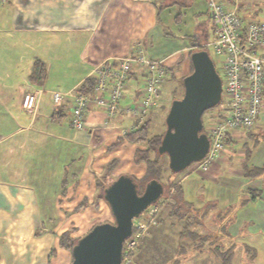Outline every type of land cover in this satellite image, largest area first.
Wrapping results in <instances>:
<instances>
[{
	"label": "crops",
	"instance_id": "0c3cea01",
	"mask_svg": "<svg viewBox=\"0 0 264 264\" xmlns=\"http://www.w3.org/2000/svg\"><path fill=\"white\" fill-rule=\"evenodd\" d=\"M222 1H237L239 11L253 6L252 13L264 7V0ZM162 8L166 13L173 8L174 15L179 9L174 0H7L0 5V264H69L71 253L58 246V234L74 227L77 236L83 226L112 221L107 202L95 199L97 179L107 165L116 161L111 180L122 174L143 176L145 164L134 161L143 142L123 138L141 122L123 112L106 118L92 107L85 114L86 129L75 130L69 124L70 98L55 106L48 90L74 92L100 61L138 53L163 57L169 66L180 54L179 69L186 74L188 41L166 29L174 16L168 13L164 26ZM35 59L45 65L42 85L28 79ZM145 74V68L133 66L121 105L141 96ZM38 89L45 91L32 114L21 101L25 92ZM250 130L264 131V103ZM229 136L216 162L202 171L187 167L175 181L196 207L212 201L221 210L240 203L226 229L236 241L255 247L257 258L264 244V141L253 144L242 129H232ZM244 143L250 148L246 161ZM243 164L258 171L247 177ZM36 229L45 231L35 235Z\"/></svg>",
	"mask_w": 264,
	"mask_h": 264
},
{
	"label": "built area",
	"instance_id": "2783aa9c",
	"mask_svg": "<svg viewBox=\"0 0 264 264\" xmlns=\"http://www.w3.org/2000/svg\"><path fill=\"white\" fill-rule=\"evenodd\" d=\"M7 0H0V5ZM207 17L212 28V40L204 45L213 53L215 67L220 69L222 79V105L207 114L202 132L209 138L206 155L191 163V171H202L211 166L224 146L225 132L234 128H251L262 116L264 103V23L243 21L238 3L232 5L222 0H206ZM206 46V48H207ZM165 58H151L142 53L134 56L105 59L95 65V79L88 93L77 91L48 90L52 103L59 106L70 98L69 124L75 130L86 129L85 114L97 107L109 118L117 112L142 122L158 101ZM133 66L145 68L143 91L140 97L125 106L120 101L125 95L126 80ZM44 89L27 91L22 97V108L34 114ZM137 127L132 124L127 132ZM153 207V208H151ZM149 208H151L149 210ZM156 204L150 205L132 220V233L125 239L122 251L134 249L148 226L146 219L155 215ZM151 212V213H149ZM153 212V213H152ZM146 214V219L143 216ZM123 259V258H122Z\"/></svg>",
	"mask_w": 264,
	"mask_h": 264
},
{
	"label": "water",
	"instance_id": "95a60500",
	"mask_svg": "<svg viewBox=\"0 0 264 264\" xmlns=\"http://www.w3.org/2000/svg\"><path fill=\"white\" fill-rule=\"evenodd\" d=\"M189 60L192 70L183 78L181 97L170 102L158 148L173 172L185 170L206 155L209 138L202 132V115L219 103L222 95V79L207 49L192 50ZM161 193L162 186L155 180L146 183L141 193L130 175L111 181L104 189V200L113 220L96 223L83 233L71 249L69 264H121L133 218L154 204Z\"/></svg>",
	"mask_w": 264,
	"mask_h": 264
},
{
	"label": "trees",
	"instance_id": "16d2710c",
	"mask_svg": "<svg viewBox=\"0 0 264 264\" xmlns=\"http://www.w3.org/2000/svg\"><path fill=\"white\" fill-rule=\"evenodd\" d=\"M191 0H174L177 4L178 8L186 7ZM180 18V11L174 16V21L177 22ZM197 31V30H196ZM195 31V32H196ZM198 39H194L192 36L188 37V41H193L192 44L197 45L195 49H206L204 45L206 39L202 40L203 33L198 32ZM172 35V33H169ZM191 52V51H190ZM189 52V54H190ZM178 63V62H177ZM180 64V62H179ZM175 65V67H179L180 65ZM163 77L161 79V86L163 81L168 76L173 77V72L175 70L174 67L169 65L163 66ZM192 70L191 63L190 68L186 74H188ZM217 70V68H216ZM218 72V70H217ZM219 73V72H218ZM184 74L179 78V85L181 86V90L183 93V78L186 75ZM45 65L40 59H35L31 66V71L28 75V79L32 84L42 85L45 80ZM95 83L94 77L88 76L77 86L76 90L80 93H88L92 90ZM175 98V97H174ZM172 98V99H174ZM152 109L149 110L148 116L151 114ZM151 116V115H150ZM202 121L205 119L202 118ZM151 120L150 118H144L141 124L134 130L124 133L123 138L128 141H142L144 143L143 148L136 149L134 153V161L136 163H144L145 164V172L142 177L135 178L133 180L137 184L138 192L141 193L144 189L146 183L150 180H155L160 183L162 186V193L160 198H164L168 195L170 189L171 199L173 203H170V210L168 215L174 217L177 221H182V225L178 232V237L180 239L186 238L191 241V248L185 249L180 246L174 256L168 259L166 262L168 264H182L183 260L192 258L195 254H203L208 253L210 258L212 259L209 264H234V259L238 255L237 264H256L255 258L257 251L255 247L247 244L246 242L236 241L234 235L228 231L227 226L229 223V218L231 216L232 211H234L236 206H239L240 203L228 206L216 212L215 214V223L213 226H209L206 224L205 219L210 214V211L216 207V204L212 201H205L201 207H196L193 203L187 201L184 198L182 187L179 183H176L175 179H173V174H178L179 172H173L169 168V173L167 175V182H162V173H163V163L162 156L163 153L159 152V145L164 133V130L161 132L150 133ZM165 125V122H164ZM234 129H242L245 130L248 134V137H253V144H256L260 140L264 141V131H260L258 133H252L250 128H234ZM232 129H228L225 132L224 145L231 141L229 133ZM120 141H115L114 145ZM245 148V161L248 159L250 154V148L247 146V143L243 144ZM116 161H111L101 178L97 179V193L95 199H104V189L107 185L113 181L110 179V171L112 167L115 165ZM245 169V175L247 177L253 176L254 171H258L256 167L249 169L245 164H243ZM252 171V172H250ZM156 201L154 204H157ZM244 202H242L243 204ZM76 229L74 227H70L61 233L58 234V246L60 248L66 249L71 253V249L74 243L80 236H73L72 233ZM45 230L36 229L34 234L38 235ZM145 237H140L137 241V244L134 246L133 250L127 252V256L130 257L134 254L135 250L138 249L140 245H146ZM145 243V244H144ZM240 250L241 253H238ZM55 253V249L50 250V256ZM126 255L125 251H122V260L121 264H130L124 260V256ZM151 264V263H150ZM166 264V263H165Z\"/></svg>",
	"mask_w": 264,
	"mask_h": 264
},
{
	"label": "rangeland",
	"instance_id": "374dc122",
	"mask_svg": "<svg viewBox=\"0 0 264 264\" xmlns=\"http://www.w3.org/2000/svg\"><path fill=\"white\" fill-rule=\"evenodd\" d=\"M249 1V0H246ZM262 5V4H260ZM253 7V6H252ZM252 7L250 6V9L245 8L240 9L239 14L244 16L246 19H252L256 21H260L264 23V7H261L259 11L256 13H252ZM164 8L161 9V12L159 14V18L164 24V21L166 17L168 18V13H174L176 12L173 8L169 9L167 13L163 11ZM206 0H191V4L189 7L181 10L177 9V11H180V18L177 22L173 21L172 25H168L166 23V29L170 30L178 39L184 38L188 41L189 36H193L194 32L198 30L199 32L203 33V38L202 40L206 39L205 42L211 41L212 40V28L210 26V22L208 21L206 12ZM175 11V12H174ZM177 12V13H178ZM250 12V14H249ZM198 23H204L205 26L201 27L200 24L197 26ZM207 23V25H206ZM165 26V24H164ZM174 26V27H173ZM193 41H188L187 44L189 45L187 56H189V52L192 51L196 46H192ZM196 44V42H194ZM207 46V45H206ZM207 51L209 52V55L213 57V53L210 49L209 46H207ZM180 54H178V57L176 58H171L173 61L172 64L170 65L171 67H174L175 70L173 72V77H170L167 75L165 80L163 81V84L161 86V91L160 95L157 101V104L152 108L151 111V116L146 115L145 118H150L151 123H150V128L149 132L150 133H155V132H161L165 129L164 125V118L167 113V110L169 108L170 102L172 101V98H179L182 95V90L181 86L179 85V78L183 76V73L180 71V67H175V65H178L179 62L181 65V60ZM214 58V57H213ZM168 61V60H167ZM170 61V60H169ZM170 61V62H171ZM178 62V63H177ZM62 65H59V69ZM14 66H23V65H14ZM66 66V65H64ZM71 69L75 70L73 66H70ZM219 74H221L220 69H218V66H216ZM60 70L58 71V73ZM179 83V84H178ZM223 103V100L219 101L214 107H211L203 112L202 118L206 119L207 114L210 112H213L214 110L218 109ZM204 122V121H203ZM245 131V130H244ZM238 135H240L238 133ZM144 145V143H143ZM216 162V161H215ZM162 163H163V173H162V182L166 183L167 182V175L170 172L169 167H168V159L167 156L164 154L162 156ZM217 165V163H215ZM239 169V168H238ZM182 173V174H181ZM184 174V172H179V174H173V179L181 178V176ZM172 192V188L170 189L169 193L167 196L164 198H159L156 204V210L155 215L152 216L151 219H146V214L143 216V220L146 219L147 223L149 221H152L148 223V226L145 230V233H143V237H145V242L148 238V241L146 245H140L138 249L135 250L134 254L130 257L127 256V262L130 264H168L169 262H166L168 259H170L174 254L176 253V250L180 246L184 247L185 249H190L191 248V241L182 238L180 239L178 237V232L180 230V227L182 225V221H177L174 217H171L168 215V212L171 208L170 203H173V200L171 199L170 195ZM153 208V207H151ZM149 208V210L151 209ZM219 211L217 207L213 208L210 211V214L205 219L206 224L209 226H213L215 223V214L216 212ZM151 213V212H149ZM153 213V212H152ZM109 215V214H108ZM113 220V217L108 216ZM103 218V217H101ZM152 224L157 225V229L152 228L149 230V228ZM87 225L81 227V229L78 231V235H82L87 231ZM75 232V231H74ZM149 232V236L146 235V233ZM77 233V231H76ZM75 235V234H74ZM73 235V236H74ZM77 235V236H78ZM145 244V243H144ZM260 253L258 257L255 260L256 264H264V244L259 246ZM238 253H241L240 250ZM194 256H199L183 260L182 264H201L198 261H201L200 259H206L208 253H203V254H195L193 253ZM237 258L234 259V264H237ZM197 259V261H196ZM213 259V258H212ZM211 259V260H212ZM65 261V260H64ZM69 261V259H68ZM202 264H209L205 261L202 262Z\"/></svg>",
	"mask_w": 264,
	"mask_h": 264
},
{
	"label": "flooded vegetation",
	"instance_id": "af4514ba",
	"mask_svg": "<svg viewBox=\"0 0 264 264\" xmlns=\"http://www.w3.org/2000/svg\"><path fill=\"white\" fill-rule=\"evenodd\" d=\"M194 39H198V33H197V31L196 32H194V35L192 36Z\"/></svg>",
	"mask_w": 264,
	"mask_h": 264
}]
</instances>
